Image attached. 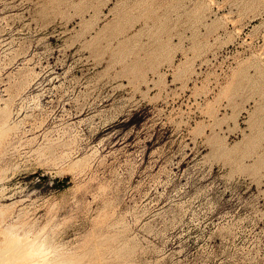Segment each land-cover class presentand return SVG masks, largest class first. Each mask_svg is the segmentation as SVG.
<instances>
[{"label":"rangeland","instance_id":"obj_1","mask_svg":"<svg viewBox=\"0 0 264 264\" xmlns=\"http://www.w3.org/2000/svg\"><path fill=\"white\" fill-rule=\"evenodd\" d=\"M0 243L264 264V0H0Z\"/></svg>","mask_w":264,"mask_h":264},{"label":"bare ground","instance_id":"obj_2","mask_svg":"<svg viewBox=\"0 0 264 264\" xmlns=\"http://www.w3.org/2000/svg\"><path fill=\"white\" fill-rule=\"evenodd\" d=\"M1 127H2V126H1ZM8 239H9V238H8ZM11 239H12V238H11ZM3 240H4V239H3ZM3 240H2V241H3ZM13 240L15 241L14 238H13ZM2 241H1V242H2ZM9 241H10V239H9ZM9 241H6V242H7L6 245H8V246H9V245L12 246V245H14V244L16 243V241H15V242L13 241L14 244H13L11 241H10V242H9ZM8 242H9L10 244H9ZM0 244H1V243H0ZM1 246H2V245H1ZM8 246H7V247H8ZM11 246H10L9 248H11ZM20 246H21V244H20ZM2 247H3V246H2ZM5 247H6V246H5ZM7 247H6V248H7ZM18 247H19V246H18ZM22 248H23V247H22ZM1 249H2V248H1ZM1 249H0V251H1ZM3 249H5V248H3ZM17 249H18V248H17ZM63 249H64V248H62V250H63ZM6 250H8V248H7ZM2 251H4V250H2ZM18 251H20V250H18ZM18 251H17V253H18ZM22 251H23V249H22ZM57 251H59V250H57ZM4 252H5V251H4ZM6 252H7V251H6ZM27 252H28V251H27ZM61 252H62V251H61ZM20 253H21V252H20ZM2 254H3V253H2ZM28 254H29V252H28ZM0 255H1V254H0ZM14 255H15V254H14ZM21 255H22V254H21ZM5 256H7V255H5ZM16 256H17V255H16ZM34 256H35V255H34ZM1 257H2V256H1ZM24 257H25V256H24ZM48 257H49V256H48ZM70 257H71V256H70ZM2 258H3V257H2ZM30 258H31V257H30ZM22 259H23V258H22ZM7 260H8V259H7ZM33 260H34V259H33ZM47 260H48V259H47ZM66 260H67V262H66L65 264H74L70 259L67 258ZM66 260H65V261H66ZM9 261H10V259H9ZM36 261H37V260H36ZM60 261H61V260H59V262H60ZM65 261H62V262L64 263ZM33 262H34V261H33ZM59 262L56 261L54 264L59 263ZM6 263H7V262H6ZM38 263H39V262H38ZM43 264H44V263H43ZM52 264H53V263H52Z\"/></svg>","mask_w":264,"mask_h":264}]
</instances>
